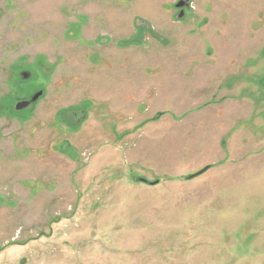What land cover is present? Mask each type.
Instances as JSON below:
<instances>
[{
  "label": "rangeland",
  "instance_id": "1",
  "mask_svg": "<svg viewBox=\"0 0 264 264\" xmlns=\"http://www.w3.org/2000/svg\"><path fill=\"white\" fill-rule=\"evenodd\" d=\"M183 2L0 0V264H264V0Z\"/></svg>",
  "mask_w": 264,
  "mask_h": 264
},
{
  "label": "water",
  "instance_id": "2",
  "mask_svg": "<svg viewBox=\"0 0 264 264\" xmlns=\"http://www.w3.org/2000/svg\"><path fill=\"white\" fill-rule=\"evenodd\" d=\"M186 3H187V0L185 3L183 2V3L178 4L177 7L182 9L184 6H187ZM42 95H43L42 92H38V93L34 94L28 101L18 103L15 107V110L20 111V110L31 107V105H33L40 97H42ZM204 171H205V168L203 170H201L196 175L202 174ZM138 182L146 184V185H153L154 184V183H150L144 179H138Z\"/></svg>",
  "mask_w": 264,
  "mask_h": 264
},
{
  "label": "flooded vegetation",
  "instance_id": "3",
  "mask_svg": "<svg viewBox=\"0 0 264 264\" xmlns=\"http://www.w3.org/2000/svg\"><path fill=\"white\" fill-rule=\"evenodd\" d=\"M37 65H40L39 63L37 64ZM25 77H23V79H24ZM38 92H41V91H36V90H34L33 92H31V93H28V94H26L25 96H24V98H21V100H19V101H15L13 104H14V106H12L13 107V109H14V111H16L15 110V107H16V105L18 104V103H21V102H25V101H28L34 94H36V93H38ZM42 94H43V92H42ZM41 98V97H40ZM39 98V99H40ZM38 99V100H39ZM37 100V101H38ZM36 103V102H35ZM12 107H11V111H13L12 110Z\"/></svg>",
  "mask_w": 264,
  "mask_h": 264
}]
</instances>
